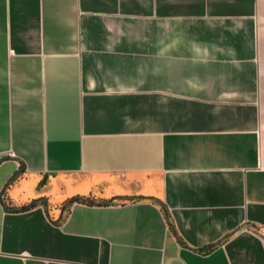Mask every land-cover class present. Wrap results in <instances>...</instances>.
Returning <instances> with one entry per match:
<instances>
[{"label":"crops","instance_id":"1","mask_svg":"<svg viewBox=\"0 0 264 264\" xmlns=\"http://www.w3.org/2000/svg\"><path fill=\"white\" fill-rule=\"evenodd\" d=\"M0 264H264V0H0Z\"/></svg>","mask_w":264,"mask_h":264},{"label":"trees","instance_id":"2","mask_svg":"<svg viewBox=\"0 0 264 264\" xmlns=\"http://www.w3.org/2000/svg\"><path fill=\"white\" fill-rule=\"evenodd\" d=\"M42 201H43L42 199L34 200L29 205L23 206L21 208V210L26 211V210L32 209L33 207H35L37 204H39ZM75 202L88 203V204L109 203L108 201L96 202L95 198H93L92 196H78V197H75V198L71 199L66 204V207L69 206V205H72ZM161 207H162V211L164 213V216L166 217V220L168 222V226H169L170 230L172 231V233L174 234V236H176V238L179 240L180 238L178 236V233H177V230H176V228L174 226V223H173V221L170 218V215H169L168 210L162 204H161Z\"/></svg>","mask_w":264,"mask_h":264}]
</instances>
